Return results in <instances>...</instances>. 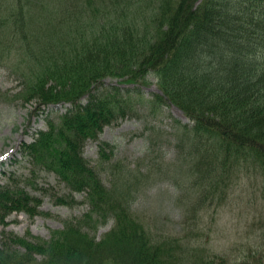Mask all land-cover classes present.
<instances>
[{"label": "trees", "instance_id": "16d2710c", "mask_svg": "<svg viewBox=\"0 0 264 264\" xmlns=\"http://www.w3.org/2000/svg\"><path fill=\"white\" fill-rule=\"evenodd\" d=\"M12 53L21 73L16 98L37 100L38 109L72 103L23 142L31 173L54 172L69 189L54 192L57 203L89 208L48 239L0 230V264H239L199 243L155 238L132 208V168L104 165L115 146L102 142L96 163L84 152L105 126L139 114L141 92L105 79L146 84L152 74L162 90L149 99L152 109L174 103L194 121L179 143L190 159V215L220 204L244 170L264 171V0H0V64ZM7 179L4 226L14 212L40 214L42 195L53 194L39 186L33 193L28 176Z\"/></svg>", "mask_w": 264, "mask_h": 264}, {"label": "rangeland", "instance_id": "374dc122", "mask_svg": "<svg viewBox=\"0 0 264 264\" xmlns=\"http://www.w3.org/2000/svg\"><path fill=\"white\" fill-rule=\"evenodd\" d=\"M0 64V183L6 182L12 173L28 176L34 184L29 190L41 194L35 188L50 187L53 194L42 195V212L31 217L27 212H14L7 218V226L0 223V230L12 231L20 236L33 235L48 239L53 230L64 227L65 220L81 216L89 208L86 204H58L57 194L68 193L69 189L60 182L54 172L31 173V163L22 152L23 142L32 141L39 129L47 126L46 116L58 115L70 106L69 103L50 104L43 113L36 109L37 100L24 102L16 98L21 88L19 59L12 53L9 60ZM146 84L120 82L118 78L107 77L105 84L130 88L133 93L141 92L139 114L128 116L119 124L107 125L98 139H90L85 155L96 163L101 142L115 146L111 158L104 162L131 167L130 181L136 182L133 210L146 224L155 238L165 235L183 234L186 242L200 243L209 251L225 254L230 261L239 264H264V171L254 169L243 171L228 189L226 199L219 205H208L190 219L191 227L196 226L199 235L191 233L189 222L185 221L187 198L186 171L189 157L185 156L188 146H179L182 124L191 123L183 111L173 103L152 109L149 101L159 93L157 78L149 75ZM139 88L138 90L135 88ZM85 100V98H84ZM154 112H153V111ZM157 114L153 116L155 113ZM103 167V164H101ZM151 172L143 177L140 172ZM109 171L101 175L107 184ZM139 175V182L135 176ZM135 180V181H134ZM182 186V187H181ZM38 188V187H37ZM135 188V186H134ZM54 192H58L54 194ZM78 200L83 193H76ZM198 220L197 223H194ZM104 224L96 232L100 238L112 225ZM187 232H190L187 234ZM3 236L0 234V245Z\"/></svg>", "mask_w": 264, "mask_h": 264}]
</instances>
